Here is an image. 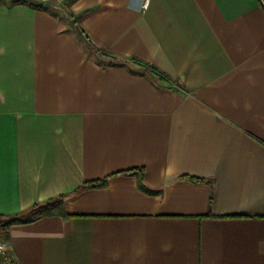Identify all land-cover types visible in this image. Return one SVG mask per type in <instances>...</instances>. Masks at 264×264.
<instances>
[{"label":"crops","instance_id":"obj_1","mask_svg":"<svg viewBox=\"0 0 264 264\" xmlns=\"http://www.w3.org/2000/svg\"><path fill=\"white\" fill-rule=\"evenodd\" d=\"M69 1L93 48L167 80L48 0H0V215L69 216L10 226L16 259L264 264V0Z\"/></svg>","mask_w":264,"mask_h":264},{"label":"trees","instance_id":"obj_2","mask_svg":"<svg viewBox=\"0 0 264 264\" xmlns=\"http://www.w3.org/2000/svg\"><path fill=\"white\" fill-rule=\"evenodd\" d=\"M49 4L58 7V8H63V5L69 3V0H64L60 4H55L51 0H48ZM42 7H44V3L41 4ZM61 10V9H60ZM95 8H87L85 10H82L78 13H72V12H67L65 13L67 19H68V24L70 29L76 34L80 42L83 44L87 45V36L84 34V31L81 29L79 26V22L81 18L84 16L90 14L93 12ZM85 42V43H84ZM89 45V44H88ZM96 53L100 55V57L104 60H106L108 63L113 64V63H121L124 66H129L133 67L137 73H140L142 75L149 74L152 77H156L159 80H167L165 77L160 75L155 69L150 67L149 65L136 60V59H128V60H123L120 61L116 59L111 53H108L102 49H96ZM130 173H134L138 176L139 183L141 184V177L142 173L140 170H132L129 171ZM192 180L196 182H202L200 179H193ZM106 183V180H102L99 182H86L82 186L78 188V190H84V189H90V188H97V187H103ZM52 216H58L61 218H68L69 216L65 213L64 207H63V201L62 198H56L53 199L45 204L41 205H34L27 211L13 215V216H2L0 215V225H5L6 227H10L12 225H19V224H27L30 222H33L34 220L42 217H52Z\"/></svg>","mask_w":264,"mask_h":264},{"label":"built area","instance_id":"obj_3","mask_svg":"<svg viewBox=\"0 0 264 264\" xmlns=\"http://www.w3.org/2000/svg\"><path fill=\"white\" fill-rule=\"evenodd\" d=\"M150 0H135L134 6L139 11L148 8ZM8 229L5 225H0V264H20L11 251L8 241Z\"/></svg>","mask_w":264,"mask_h":264},{"label":"rangeland","instance_id":"obj_4","mask_svg":"<svg viewBox=\"0 0 264 264\" xmlns=\"http://www.w3.org/2000/svg\"><path fill=\"white\" fill-rule=\"evenodd\" d=\"M34 1H35V0H34ZM51 1L54 2L55 4H60V3H62L61 1H60V2H56V0H51ZM59 9H61L60 11L58 10L59 13H61V14H65V13H67V12H72V11L70 10V4H69V3L63 5V8H59ZM72 13H73V12H72ZM67 20H68V19H67ZM84 43H85V42H84ZM86 43H87V45L84 44L86 50H88L89 52H92V53H94V54L100 56L98 53L95 52L96 48H93L92 45H90L88 42H86ZM88 44H89V45H88Z\"/></svg>","mask_w":264,"mask_h":264},{"label":"water","instance_id":"obj_5","mask_svg":"<svg viewBox=\"0 0 264 264\" xmlns=\"http://www.w3.org/2000/svg\"><path fill=\"white\" fill-rule=\"evenodd\" d=\"M45 5H46V6H49V2H45Z\"/></svg>","mask_w":264,"mask_h":264}]
</instances>
